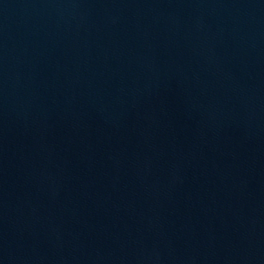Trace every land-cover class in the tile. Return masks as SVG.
<instances>
[{
	"label": "water",
	"instance_id": "water-1",
	"mask_svg": "<svg viewBox=\"0 0 264 264\" xmlns=\"http://www.w3.org/2000/svg\"><path fill=\"white\" fill-rule=\"evenodd\" d=\"M0 264H264V0H0Z\"/></svg>",
	"mask_w": 264,
	"mask_h": 264
}]
</instances>
